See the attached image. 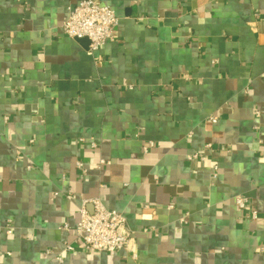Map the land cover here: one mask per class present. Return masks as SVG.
I'll return each mask as SVG.
<instances>
[{
  "label": "crops",
  "instance_id": "crops-1",
  "mask_svg": "<svg viewBox=\"0 0 264 264\" xmlns=\"http://www.w3.org/2000/svg\"><path fill=\"white\" fill-rule=\"evenodd\" d=\"M79 1L0 0V264H264V0H98L95 51ZM95 197L136 259L75 242Z\"/></svg>",
  "mask_w": 264,
  "mask_h": 264
},
{
  "label": "built area",
  "instance_id": "built-area-1",
  "mask_svg": "<svg viewBox=\"0 0 264 264\" xmlns=\"http://www.w3.org/2000/svg\"><path fill=\"white\" fill-rule=\"evenodd\" d=\"M119 24V18L115 9L109 5L100 3L98 0H81L68 7L67 17L62 24L64 34L73 39L87 38L89 40V49L97 50L101 45L114 37V33ZM7 120L8 117H5ZM216 121L215 118H211ZM96 146L95 142L91 143ZM153 146L152 142L144 146L147 152ZM211 148L210 144L206 145ZM201 158L199 153H193L189 160ZM102 163H104L102 161ZM78 166H82L78 164ZM246 198L239 196L236 198V205L244 208ZM94 204V211L89 212L82 207L79 211V219L74 227L75 242L85 250L99 252H120L127 250L131 257L136 259L137 254L133 251L132 238L127 233L121 231L125 224V216L111 208H107L100 198H91ZM252 218L257 217V212H252ZM63 228L70 230L69 224L65 223ZM11 233V229H7ZM66 250H73L72 244H66Z\"/></svg>",
  "mask_w": 264,
  "mask_h": 264
},
{
  "label": "water",
  "instance_id": "water-1",
  "mask_svg": "<svg viewBox=\"0 0 264 264\" xmlns=\"http://www.w3.org/2000/svg\"><path fill=\"white\" fill-rule=\"evenodd\" d=\"M79 40H85V41H87L88 43H90L89 40H88L87 38H79Z\"/></svg>",
  "mask_w": 264,
  "mask_h": 264
}]
</instances>
